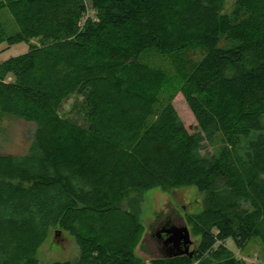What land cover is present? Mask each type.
Returning <instances> with one entry per match:
<instances>
[{
	"label": "trees",
	"instance_id": "16d2710c",
	"mask_svg": "<svg viewBox=\"0 0 264 264\" xmlns=\"http://www.w3.org/2000/svg\"><path fill=\"white\" fill-rule=\"evenodd\" d=\"M5 8L19 32L0 21V46L41 45L0 66V114L37 126L26 156H0V264H39L57 228L80 258L55 264H144L138 206L156 188L206 197L187 220L200 237L193 258L153 264H246L230 241L264 247V0L0 1ZM152 50L171 58L195 132L163 102L171 79L142 61ZM81 92L88 127L60 115Z\"/></svg>",
	"mask_w": 264,
	"mask_h": 264
},
{
	"label": "rangeland",
	"instance_id": "374dc122",
	"mask_svg": "<svg viewBox=\"0 0 264 264\" xmlns=\"http://www.w3.org/2000/svg\"><path fill=\"white\" fill-rule=\"evenodd\" d=\"M0 21L9 35L19 32V25L9 9L0 10ZM39 41L40 38H35L28 43L11 47L7 44L1 45L0 66L12 58L26 55L31 47L41 45ZM142 61L164 72L171 79L169 80L171 86L164 94L163 102L172 103L185 127L191 133L195 132L197 122L178 86L179 84H177L178 78H176L171 58L152 50L143 55ZM86 95V92H81L68 97L60 108L62 119L81 127H88L89 104ZM36 129L35 124L0 114V156L14 158L26 156L33 142ZM141 197L138 217L144 228L143 242L135 249V255L144 264H153L154 259L162 258L157 252L156 243L152 236L161 224L160 222H165L172 217V221L176 224L180 222L187 225L190 216L200 214L203 211L206 196L199 193L194 187H181L171 191L156 188L144 193ZM187 226L193 241L191 251H194L198 248L200 237L192 233L190 225ZM228 247L246 264H264V247L258 239L253 240L242 251L237 249L232 241L228 243ZM79 258L80 250L74 237L59 228L51 230L47 241L37 253L39 264L76 263Z\"/></svg>",
	"mask_w": 264,
	"mask_h": 264
},
{
	"label": "water",
	"instance_id": "95a60500",
	"mask_svg": "<svg viewBox=\"0 0 264 264\" xmlns=\"http://www.w3.org/2000/svg\"><path fill=\"white\" fill-rule=\"evenodd\" d=\"M160 223L159 226L164 225L159 232L161 243L156 241L154 237L156 230L152 236L156 243L157 252L162 256L161 259H174L185 256L193 258L195 250L191 251L193 241L188 226L180 222L176 224L172 221V217Z\"/></svg>",
	"mask_w": 264,
	"mask_h": 264
},
{
	"label": "flooded vegetation",
	"instance_id": "af4514ba",
	"mask_svg": "<svg viewBox=\"0 0 264 264\" xmlns=\"http://www.w3.org/2000/svg\"><path fill=\"white\" fill-rule=\"evenodd\" d=\"M164 225H161L159 227H157L156 232L154 234V237L156 238V241H158L159 243H161V236L159 235L160 229H162Z\"/></svg>",
	"mask_w": 264,
	"mask_h": 264
},
{
	"label": "built area",
	"instance_id": "2783aa9c",
	"mask_svg": "<svg viewBox=\"0 0 264 264\" xmlns=\"http://www.w3.org/2000/svg\"><path fill=\"white\" fill-rule=\"evenodd\" d=\"M195 264H197V263H195Z\"/></svg>",
	"mask_w": 264,
	"mask_h": 264
}]
</instances>
